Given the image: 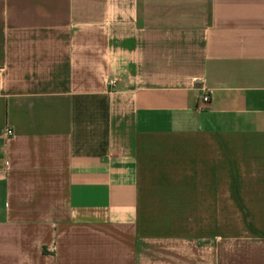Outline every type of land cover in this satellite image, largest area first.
<instances>
[{
	"label": "crops",
	"instance_id": "crops-1",
	"mask_svg": "<svg viewBox=\"0 0 264 264\" xmlns=\"http://www.w3.org/2000/svg\"><path fill=\"white\" fill-rule=\"evenodd\" d=\"M0 69V264H264V0H0Z\"/></svg>",
	"mask_w": 264,
	"mask_h": 264
},
{
	"label": "built area",
	"instance_id": "built-area-1",
	"mask_svg": "<svg viewBox=\"0 0 264 264\" xmlns=\"http://www.w3.org/2000/svg\"><path fill=\"white\" fill-rule=\"evenodd\" d=\"M1 76H2V69H0V79H1ZM109 84L111 86H113L115 84V80H110ZM210 100V95L208 93H206V91L204 92L203 94V101L204 102H208ZM13 131L11 129L8 130V134H12Z\"/></svg>",
	"mask_w": 264,
	"mask_h": 264
}]
</instances>
